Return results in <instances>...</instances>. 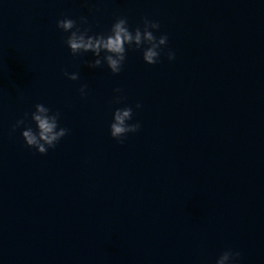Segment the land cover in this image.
<instances>
[{
	"label": "water",
	"instance_id": "95a60500",
	"mask_svg": "<svg viewBox=\"0 0 264 264\" xmlns=\"http://www.w3.org/2000/svg\"><path fill=\"white\" fill-rule=\"evenodd\" d=\"M65 17L89 35L147 17L168 40L156 64L126 44L113 74L70 52ZM36 103L69 130L45 154L21 135ZM125 106L140 128L119 143ZM225 250L264 264V0H0V264H215Z\"/></svg>",
	"mask_w": 264,
	"mask_h": 264
},
{
	"label": "clouds",
	"instance_id": "9594fccd",
	"mask_svg": "<svg viewBox=\"0 0 264 264\" xmlns=\"http://www.w3.org/2000/svg\"><path fill=\"white\" fill-rule=\"evenodd\" d=\"M143 28L137 26L133 30H129L128 22L125 17H117L112 23L107 33L88 34L89 29L81 30L76 20L65 17L56 21V26L69 35L64 43L70 49V52L75 56L81 52L90 51L95 57L94 60L85 61L88 67L96 68L101 66L102 61L113 74L121 71L125 60V45H135L136 48H141L142 45H147L142 48V58L148 64H156L159 62L160 51L162 46L167 44L168 37L166 34L156 36L153 30H158L160 25L157 21L150 20L147 17H142ZM81 24H87V18L79 17ZM105 54L101 57V52ZM167 58L173 60L175 54L169 50ZM63 74L70 80L79 79L77 72L63 71ZM86 85H81L79 88L80 94H85ZM115 92H121V89H114ZM123 99L121 96L114 97L115 102L119 103ZM140 108L139 103L136 104ZM35 110L30 113L31 120L35 123V131L32 127L26 126L23 128L21 135L25 144L29 147H34L37 152L45 154L49 148H54L57 141L68 133V129L58 127V119L60 113L58 111L51 112L48 107L42 103L34 105ZM133 109L125 106L116 108L113 112L112 122L109 125L111 137L119 143H123V137L127 133H134L139 130L140 123H127L132 118ZM29 113H24V117H28ZM25 123L22 117L18 119L12 126L13 130ZM238 251L225 250L215 260V264H234L235 258H238Z\"/></svg>",
	"mask_w": 264,
	"mask_h": 264
}]
</instances>
